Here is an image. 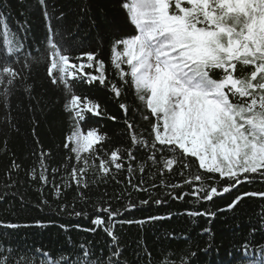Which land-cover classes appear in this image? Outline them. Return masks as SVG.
Wrapping results in <instances>:
<instances>
[{
    "label": "trees",
    "instance_id": "16d2710c",
    "mask_svg": "<svg viewBox=\"0 0 264 264\" xmlns=\"http://www.w3.org/2000/svg\"><path fill=\"white\" fill-rule=\"evenodd\" d=\"M125 2L130 0H45L44 5L39 0H0V14L24 46L18 58L20 63L14 67L23 71L27 76L24 83L31 86L30 94L23 86L16 88L10 98V109L0 101V247L12 250L2 255L9 256L8 264H44L46 260L75 264L82 256L81 245H84L91 252V259L106 261L114 251L113 240L103 226L92 221L100 217L107 223V213L98 209L110 206L113 211L122 212L112 222L121 250V264H165L166 260L169 264H180L181 258L189 264H259L264 258L261 251L264 198L246 196L231 210L228 205L243 193L264 192V178L257 176L212 201L197 202L193 195L173 199L169 193H191L200 186L199 181L192 179L197 173L205 177L213 174L200 169L199 162L192 157L187 158L192 166L183 169V175L178 164H173L169 172L162 165L153 166L147 159L146 148L133 146V133L149 143L152 141L151 126L155 118L137 98L135 88L120 79L113 65L112 50L117 41L137 34L122 7ZM45 10L50 20L45 18ZM49 23L60 34L57 39L69 53L70 63L84 65L82 69L70 70L67 79L71 94L99 104L103 113L95 115L84 110V119L78 122L79 130L83 134L94 130L95 136L104 139L83 153L79 161L64 146L75 121L65 110L70 96L62 85L50 83L47 75L50 62L41 60L32 63L30 70L22 69L26 55L30 58L47 55ZM117 47L122 51V46ZM87 53L94 54L97 63L88 61ZM121 69L129 70L126 62L121 64ZM250 70L245 68L243 73ZM101 74L105 84L91 80V76ZM214 77L218 79L219 73ZM112 84L120 86L119 97L111 90ZM121 104L127 106V115ZM145 115L150 118L144 119ZM125 119L133 125L132 131ZM117 149L124 156V166L117 171L113 165L105 175L99 169L100 158L110 159L111 152ZM129 149L135 160H128ZM41 152L46 154L49 180L46 185L38 178H31L33 169L39 176ZM161 155L168 154L157 152V157ZM13 162L19 165V170L12 167ZM74 167L83 169L77 174L87 187L77 186L71 178ZM53 169L57 171L53 173ZM185 178L192 183L186 184ZM206 182L218 188L224 186L223 180L219 184L212 179ZM173 184L182 187H169ZM157 200L161 203L157 204ZM129 204L135 207L124 211ZM189 211L212 215L190 216ZM77 212L81 215L77 216ZM152 216L164 218L149 221ZM127 220L145 223H122ZM9 223L21 227L3 226Z\"/></svg>",
    "mask_w": 264,
    "mask_h": 264
},
{
    "label": "snow or ice",
    "instance_id": "6c2138e0",
    "mask_svg": "<svg viewBox=\"0 0 264 264\" xmlns=\"http://www.w3.org/2000/svg\"><path fill=\"white\" fill-rule=\"evenodd\" d=\"M41 5L45 0H39ZM122 7L127 11L131 25L137 34L117 41L118 47H113V65L125 84L134 87L137 98L143 103L155 118L151 126L152 141L142 136L132 135V144L148 150L147 159L153 166H161L172 171L171 166L178 164L183 169H190L192 162L187 158H195L199 168L209 175L197 173L193 180L199 181L200 186L191 193L180 195L169 193L173 199H183L193 195L196 201H212L214 197L229 193L240 184L251 182L255 177L264 178V0H130ZM45 18L50 20L47 10ZM52 25H48L46 37V56H25L22 69H31L32 63L41 60L50 62L47 75L53 85H62L70 99L65 103V110L73 116V131L66 138L64 146L76 153L88 151L93 143V137L98 142L102 136H95V131H89L86 137H81L79 121L84 119V110L95 115H103L100 105L71 94L67 77L72 68L84 67L70 63V55L57 37ZM0 101L11 108L10 98L18 86H23L26 93L31 92V86L24 83L27 76L14 65L20 63L19 56L24 51L21 40L12 32L2 14H0ZM62 39V38H61ZM88 61L97 63L94 54L87 53ZM126 57V61H124ZM126 62L128 71L121 69ZM101 65L102 61L98 62ZM91 67V64H89ZM250 68L246 74L243 69ZM219 73V78L214 74ZM85 75H88L85 73ZM130 77V80L126 79ZM91 80H99L105 84V77L91 76ZM111 90L119 97L121 88L112 84ZM127 115L128 108L120 105ZM79 109V110H78ZM115 120V117H109ZM148 115L144 119H149ZM128 129L133 125L125 119ZM159 145V147H157ZM127 151L129 161L136 157L131 149ZM157 152L167 153L157 157ZM45 153L39 157L40 172H31L32 179H39L42 184H48ZM95 156V152L92 153ZM87 165V160L84 161ZM119 171L124 166V156L119 149L112 151L110 159L100 158L99 169L105 175L109 174L112 166ZM12 167L19 170V165L13 162ZM144 165H140L143 171ZM132 171L131 164L128 168ZM53 173L57 170L53 169ZM83 169H72L71 178L77 186L86 182L77 174ZM219 179H216V177ZM212 179L224 186L218 188L207 184ZM186 184L192 180L185 178ZM54 187H56L54 185ZM169 187H182L173 184ZM59 191V188L56 187ZM143 190V189H142ZM264 198V192H246L237 196L228 205L231 210L244 197ZM46 203V201L44 202ZM147 204L148 201H142ZM157 204L161 201L157 200ZM134 204L126 206L124 211H130ZM98 211L107 213L108 222L97 217L94 225L103 226V230L113 240L114 251L110 252L106 261L91 259V252L81 245L82 256L75 264H121V250L116 243L117 237L113 232V221L122 212L111 207H101ZM77 216L81 213H75ZM190 216L212 215L189 211ZM164 217L152 216L149 221L160 220ZM122 223H139L145 221H122ZM9 229L21 227L18 224L3 225ZM92 231V229H85ZM245 250L247 245L244 246ZM11 249L0 247V264H8L9 256L2 255ZM264 252V249H261ZM47 255V254H45ZM150 257V254H148ZM194 256L195 253H192ZM64 258L61 257V260ZM44 264H61L60 260H46ZM169 264V261H165ZM174 264V262H173ZM180 264H189L184 258ZM259 264H264L261 258Z\"/></svg>",
    "mask_w": 264,
    "mask_h": 264
},
{
    "label": "rangeland",
    "instance_id": "374dc122",
    "mask_svg": "<svg viewBox=\"0 0 264 264\" xmlns=\"http://www.w3.org/2000/svg\"><path fill=\"white\" fill-rule=\"evenodd\" d=\"M80 134H81V137L83 138V137H86L87 136V134H83L81 131H80ZM97 141L95 140V137H93V143L91 144V146L89 147V149L96 143ZM88 149V150H89ZM86 151H81L80 153H79V155L81 156L83 153H85ZM75 155H76V153H75Z\"/></svg>",
    "mask_w": 264,
    "mask_h": 264
}]
</instances>
